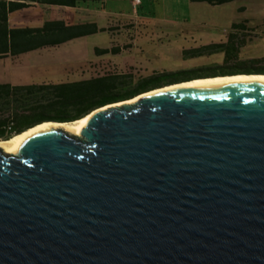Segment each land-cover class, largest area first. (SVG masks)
I'll return each instance as SVG.
<instances>
[{"label":"water","instance_id":"1","mask_svg":"<svg viewBox=\"0 0 264 264\" xmlns=\"http://www.w3.org/2000/svg\"><path fill=\"white\" fill-rule=\"evenodd\" d=\"M126 102L0 148V264H264V84Z\"/></svg>","mask_w":264,"mask_h":264},{"label":"rangeland","instance_id":"2","mask_svg":"<svg viewBox=\"0 0 264 264\" xmlns=\"http://www.w3.org/2000/svg\"><path fill=\"white\" fill-rule=\"evenodd\" d=\"M25 14L12 15L13 26L26 27L27 23H17ZM49 17L67 24L95 23L99 31L57 47L0 59V84L73 83L107 72L132 75L135 84L167 73H208L226 62L264 63V0L220 6L190 0H142L137 12L132 0H108L81 3L67 13L54 9ZM234 24L245 29L233 31ZM232 32L240 34L239 51H198L212 44H228ZM113 48L124 52L96 51Z\"/></svg>","mask_w":264,"mask_h":264},{"label":"trees","instance_id":"3","mask_svg":"<svg viewBox=\"0 0 264 264\" xmlns=\"http://www.w3.org/2000/svg\"><path fill=\"white\" fill-rule=\"evenodd\" d=\"M106 1L108 0H0V59L16 58L39 49L57 47L99 31L95 23L68 25L64 21H49L38 28H15L10 26L11 15L30 8L32 4L75 8L81 3ZM236 1L253 0H190L192 3H207L211 6ZM238 29L244 30L245 26L234 24L233 31ZM239 35L232 32L229 34L228 44H212L198 51H239ZM96 51L99 54H118L120 49ZM239 63L226 62L208 73L181 71L155 75L140 79L135 84L131 79L132 75L112 72L73 83L20 86L0 84V141H9L48 122L74 123L97 109L129 101L174 84L200 78L264 75V63H258L257 60ZM129 83L134 85L124 89Z\"/></svg>","mask_w":264,"mask_h":264},{"label":"bare ground","instance_id":"4","mask_svg":"<svg viewBox=\"0 0 264 264\" xmlns=\"http://www.w3.org/2000/svg\"><path fill=\"white\" fill-rule=\"evenodd\" d=\"M235 83H257V84H264V75H235V76H224V77H217V78H208V79H196L190 82H185L177 85H172L165 87L163 89H159L147 94H143L139 97H136L126 104H134L140 99L144 97H149L152 95H156L159 93L167 92V91H174L178 89H195V88H209L221 85H229ZM122 104H116V106H120ZM91 116H87L79 121L74 123H54L48 122L36 127H33L20 135L13 137L9 141H0V148L6 154H19L22 145L32 136L38 133H42L48 131L52 128L54 129H63L70 134H80L82 130L86 127L88 120Z\"/></svg>","mask_w":264,"mask_h":264},{"label":"crops","instance_id":"5","mask_svg":"<svg viewBox=\"0 0 264 264\" xmlns=\"http://www.w3.org/2000/svg\"><path fill=\"white\" fill-rule=\"evenodd\" d=\"M77 7L69 8V7H54V6H48V5L32 4V6L30 8L20 11V12H22V14H24V13H26V14L23 15V18H20L17 21V23H27V26L26 27H20V26L15 27V26H13L12 15L10 16V26L15 27V28H38V27H42L46 22H49V21H64L67 24V22L65 20H58L55 18L51 19L49 17V12L53 11L54 9H59L60 11L67 13L71 9H76ZM45 16H48L49 18H47L46 20H42ZM39 17H41V18H39ZM31 22H41V23H38V25L36 27H33L30 25ZM79 24H81V23H79ZM68 25H77V24H68ZM123 52L124 51H119L118 54H121ZM118 74H124V73H118Z\"/></svg>","mask_w":264,"mask_h":264},{"label":"built area","instance_id":"6","mask_svg":"<svg viewBox=\"0 0 264 264\" xmlns=\"http://www.w3.org/2000/svg\"><path fill=\"white\" fill-rule=\"evenodd\" d=\"M141 4H142V0H132V6L135 12H137V9Z\"/></svg>","mask_w":264,"mask_h":264}]
</instances>
